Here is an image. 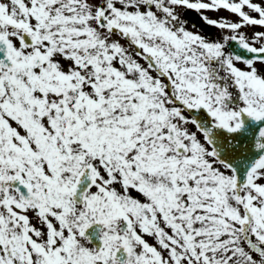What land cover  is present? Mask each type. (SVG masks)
Listing matches in <instances>:
<instances>
[{
    "label": "snow or ice",
    "instance_id": "6c2138e0",
    "mask_svg": "<svg viewBox=\"0 0 264 264\" xmlns=\"http://www.w3.org/2000/svg\"><path fill=\"white\" fill-rule=\"evenodd\" d=\"M0 264H264V0H0Z\"/></svg>",
    "mask_w": 264,
    "mask_h": 264
},
{
    "label": "rangeland",
    "instance_id": "374dc122",
    "mask_svg": "<svg viewBox=\"0 0 264 264\" xmlns=\"http://www.w3.org/2000/svg\"><path fill=\"white\" fill-rule=\"evenodd\" d=\"M193 22H196L195 17H193Z\"/></svg>",
    "mask_w": 264,
    "mask_h": 264
}]
</instances>
